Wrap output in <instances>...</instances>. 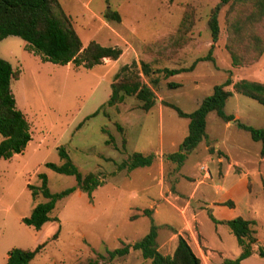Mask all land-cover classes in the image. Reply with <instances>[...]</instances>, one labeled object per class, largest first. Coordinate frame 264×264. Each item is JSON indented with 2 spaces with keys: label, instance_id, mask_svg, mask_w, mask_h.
<instances>
[{
  "label": "rangeland",
  "instance_id": "rangeland-1",
  "mask_svg": "<svg viewBox=\"0 0 264 264\" xmlns=\"http://www.w3.org/2000/svg\"><path fill=\"white\" fill-rule=\"evenodd\" d=\"M218 1L58 0L82 43L95 41L105 47L116 44L125 51L109 70L102 66L83 69L72 64L53 65L25 50V43L18 37L0 41V58L19 71V78L11 82L10 89L15 107L25 116L32 136L21 155L10 162L0 159V257L8 248L32 251L42 245L31 264H83L98 255L105 257L101 264H149L138 251L131 250L112 261L106 251L141 239L152 219L159 228L167 225L178 229L190 224L192 235L185 234L186 239L193 252H198L201 263L221 264L223 252L232 259L240 247L226 226L212 224L210 213L218 220L254 219L256 243L251 256L241 264H264L257 250L264 247V158L258 156L260 144L234 123L209 113L207 140L180 167L166 158L177 151L188 126V119L180 118L168 104L188 114L228 77L232 82L246 79L264 83V53L251 65L231 66L224 45L228 20L234 13L227 15L226 7L218 15L219 38L207 58L211 45L207 19ZM105 10L118 13L120 22H106L102 18ZM256 30L264 37V22ZM199 58L207 60L198 62L191 72L168 78L162 73L153 74L151 78H158L154 88L141 75L155 96V104L148 112L141 110L135 97H125L115 106L106 105L110 85L121 65L135 61L138 70L140 62L149 64L152 70L181 69ZM168 83L179 87L170 89ZM223 110L233 117L236 114L243 124L264 128V107L248 97L233 93ZM215 145L220 146L217 152ZM60 147H64L82 175L97 174L102 184L92 193L91 201L78 189L58 201L49 214L51 220L36 231L22 224L21 219L45 199L41 195L33 199L27 185L39 187V175L45 174L52 194L75 186L74 177L45 167L47 163L62 164L57 152ZM222 148L229 151L231 160L223 158ZM132 153L155 154L154 165L132 174L116 172L115 163ZM217 158H222V163H217ZM206 168L213 173V180L203 177ZM226 171L229 179L224 185L220 179ZM241 176L246 178L243 190L248 196L247 206L245 198L237 200L233 209H206L201 205L206 195L202 189H209L207 185L224 187V191L211 195L218 200L235 184L232 179ZM192 190H196V195L190 201ZM165 196L175 197L178 205L187 207V223L182 212L163 204ZM145 210H151L150 218ZM170 236L169 228L163 227L159 232L157 245L163 255L174 251L168 241ZM207 239L223 252L209 249L208 253L203 247ZM198 248L203 250L201 255Z\"/></svg>",
  "mask_w": 264,
  "mask_h": 264
},
{
  "label": "trees",
  "instance_id": "trees-1",
  "mask_svg": "<svg viewBox=\"0 0 264 264\" xmlns=\"http://www.w3.org/2000/svg\"><path fill=\"white\" fill-rule=\"evenodd\" d=\"M226 7L227 15L234 13L228 20V34L224 48L229 55L233 68L251 65L258 61L264 53V37L256 30L259 24L264 22V0H219L210 10L207 26L210 34L211 45L208 57L213 45L218 41L220 28L218 15ZM228 17V16H227ZM106 22H120L119 14L110 10L102 13ZM187 19L188 15L185 14ZM18 37L24 43V49L39 55L43 61L57 66L72 64L76 67L91 69L100 65L104 59L117 60L122 51L118 47H104L95 41H90L83 46L78 35L74 31L70 18L61 9L58 0H0V41L10 37ZM206 58L195 60L188 68L152 70L149 64L140 62V70L135 61L123 65L114 76L110 85V95L107 106H115L124 101L125 97H135L141 103V110L148 112L155 104V96L141 80V75L149 79L154 88L158 84V78H151L153 74L162 73L164 78L172 77L184 72H191L196 64ZM229 76L231 73L229 72ZM19 78V71L13 70L10 64L0 58V159L9 160L14 155L22 154L29 141H31L30 127L25 116L16 109L15 101L11 93L10 84ZM170 89L179 87L178 84L168 83ZM228 86L232 91L226 90ZM232 92L248 97L264 107V83L241 79L232 82L228 77L223 83L215 85L212 93L204 97L198 107L191 113H184L174 105L173 108L180 118L188 119L187 135L182 140L176 152L166 155L167 160L180 167L187 156L201 143L205 137L206 117L209 113H215L224 122L234 120L232 115L224 113L226 100L232 96ZM98 111L94 112L95 116ZM238 129L249 134L253 142L260 144L259 155L264 158V128L257 129L241 122L236 123ZM125 142L122 141V148ZM212 151V150H210ZM58 156L61 165L52 163L45 167L61 175L72 176L75 186L64 189L58 193H50L47 187L45 174H40L39 187L27 185L32 198L41 195L45 202L36 204L28 217L22 218L21 223L39 231L42 226L51 220L49 214L54 210L58 201L69 196L76 189L80 190L91 201L92 193L102 182L94 173L82 175L72 163L64 147L58 148ZM155 154L143 155L132 153L120 163H115L116 172L130 173L138 168L152 165ZM232 206L231 202L226 203ZM144 214L150 218L151 210H145ZM208 217L214 224L225 225L235 237L240 247L239 254L233 259H223L221 264H240L249 258L256 243L253 221L236 217L226 222L215 220L210 214ZM54 219V218H53ZM55 220V219H54ZM148 232L138 241L132 244H124L112 251H106L110 261L121 258L132 251H138L144 260L150 264H201L200 259L193 253L186 240L180 236L171 255H163L158 250L157 230L152 223ZM42 245L34 250L12 248L8 252L6 264H30ZM258 256L264 259V247H258ZM105 258L98 255L97 259H89L83 264H101Z\"/></svg>",
  "mask_w": 264,
  "mask_h": 264
},
{
  "label": "crops",
  "instance_id": "crops-1",
  "mask_svg": "<svg viewBox=\"0 0 264 264\" xmlns=\"http://www.w3.org/2000/svg\"><path fill=\"white\" fill-rule=\"evenodd\" d=\"M90 42V41H89ZM89 42H86V43H82L83 44V46H86ZM97 43V42H96ZM99 44V43H98ZM102 46V45H101ZM105 47V46H104ZM110 47V46H109ZM112 47H118V48H120L118 45H113ZM121 49V48H120ZM122 51V50H121ZM124 52L125 51H122V54L120 55V57L117 59V60H115V61H111V60H109V59H104L103 60V62L100 64V65H96V66H102L103 68H105V69H107V70H109V68H112V67H114V65H116V63H118V61H120V59L122 58V56L124 55ZM38 57H39V55H38ZM69 65V64H68ZM126 65V64H125ZM67 66V65H66ZM96 66H94V67H96ZM123 65H121L120 67H122ZM94 67H92V68H94ZM120 67H115V68H117V69H119ZM83 68V67H82ZM91 68V69H92ZM83 69H85V68H83ZM193 71V70H192ZM179 75V74H178ZM176 76V75H175ZM231 91H232V89H231ZM232 95H233V92H232ZM230 98V97H229ZM227 101V100H226ZM207 118V117H206ZM235 119V121L234 122H236L237 123V121L239 122V117L235 114V117H234ZM235 124V123H234ZM236 125V124H235ZM205 133H206V137H205V139L203 140V141H206L207 140V138L209 137V135L207 134V131H206V128H205ZM31 140H32V136H31ZM202 141V142H203ZM31 141H29V143H30ZM201 142V143H202ZM29 143L27 144V146L29 145ZM200 144V143H199ZM26 146V147H27ZM198 147V146H197ZM196 147V148H197ZM218 147H220V146H217V145H215V147H214V149H215V151L217 152L218 151ZM195 148V149H196ZM194 149V150H195ZM223 149V158H229L230 159V156H229V154H228V150L227 149H225V148H222ZM221 149V150H222ZM193 150V151H194ZM19 155H21V154H19ZM19 155H14L11 159H9V160H6V161H8V162H10L11 160H13V159H15L16 157H18ZM258 156H259V154H258ZM214 160V159H213ZM231 160V159H230ZM216 161H217V163H222V158H217L216 159ZM152 165H154V162L152 163ZM151 165V166H152ZM138 169H140V168H138ZM135 170H137V169H135ZM134 170V171H135ZM133 172V171H132ZM132 172H130L131 174H132ZM203 177L204 178H208V179H210V180H213L214 178H213V173L211 172V170H208L207 168L205 169V173H204V175H203ZM227 179H229L228 178V176H227V171L226 172H224V174L222 175V177H221V179H220V182H222L224 185H226V182H227ZM246 178L245 177H239V178H236V179H232L233 181H235V184L230 188V189H228V190H225V192H224V195L220 198V199H215V197H213L212 198V196L211 195H217L216 193L217 192H222V191H224V187H222L221 185H219V184H213L212 183V185H207V186H209V189L207 188V190H205V189H202V191H203V195H205L204 196V202H202V206L203 207H205L206 209H208V208H213V207H217V208H229V209H233V208H235L236 207V205H237V200H239V199H241V198H245V201H246V206H247V204H248V196L247 195H245L244 194V186H245V180ZM232 180H231V182H232ZM200 182L198 181V184H199ZM196 190H197V193H198V185H196ZM196 190H192L191 191V193H190V201L192 200V197L193 196H195L196 195ZM212 191H214V193L213 194H210ZM217 191V192H216ZM162 196H163V194H162ZM176 198L174 197V198H172V197H170V196H168V197H166L165 196V198L164 197H162V202H163V204H166L171 210H173V211H180V212H182V218H184V221H185V223H187V221H188V219H189V215L190 214H188V212H187V207H181L180 206V204L178 205L177 203H179V202H177L176 200H175ZM227 202H231L232 203V206H227L226 205V203ZM200 211H202L201 209H200ZM210 214V213H209ZM191 216H193V214H191ZM212 216V215H211ZM213 217V216H212ZM215 220H217V221H220V222H226V221H229V220H232V219H226V220H218V219H216L215 217H213ZM236 218V217H235ZM242 218V217H241ZM210 219V218H209ZM234 219V218H233ZM243 219H245V218H243ZM246 220H249V221H253L254 222V224H256V221L254 220V219H246ZM212 222V221H211ZM212 224L213 225H222V224H214L213 222H212ZM222 226H225V225H222ZM254 226V225H253ZM163 227H165V228H169L170 230H171V236L169 237V239H168V241H169V243L171 242V245H172V248H173V250L175 249V247H176V241H177V238H178V236H180V237H182V238H184L185 240H186V242L188 243V241H187V239H186V237H187V235H188V233H189V235H192V233H191V231H190V224H182V226L181 227H178V229H176V228H174L173 226H167V225H163V226H161L160 228L158 227V230H157V239H158V237H159V232L161 231V229L163 228ZM254 230V229H253ZM184 233V234H183ZM214 233H215V231H214ZM185 234H187V235H185ZM188 235V237H190ZM157 239H156V241H157ZM176 240V241H175ZM220 242H218V244H219ZM158 244V243H157ZM188 245H189V243H188ZM203 247L205 248V249H207L206 251L208 252V253H210L209 252V249H211V250H215V251H218V252H223V250L220 248V247H218L219 245H212V243H209L208 242V239H207V241L205 240V241H203ZM190 246V245H189ZM191 248V247H190ZM12 248H8V249H6V251L4 252V254L0 257V264H6V261H7V258H8V252L11 250ZM199 249V251H200V255L202 254V252H203V250H201L200 248H198ZM158 250H159V247H158ZM192 250V249H191ZM221 250V251H220ZM193 251V250H192ZM198 258H199V255H198V252L196 251V252H193ZM223 259H230V258H226L225 257V255H224V252H223ZM35 258V257H34ZM200 259V258H199ZM233 259V258H232ZM33 261V260H32ZM31 261V262H32ZM144 261H147V260H144ZM201 261V260H200ZM244 261V260H243ZM31 262H30V264H31ZM242 262V261H241ZM150 264V263H149ZM202 264V263H201ZM241 264V263H240Z\"/></svg>",
  "mask_w": 264,
  "mask_h": 264
},
{
  "label": "water",
  "instance_id": "water-1",
  "mask_svg": "<svg viewBox=\"0 0 264 264\" xmlns=\"http://www.w3.org/2000/svg\"><path fill=\"white\" fill-rule=\"evenodd\" d=\"M231 123H235L236 124V122H234V121H230Z\"/></svg>",
  "mask_w": 264,
  "mask_h": 264
}]
</instances>
